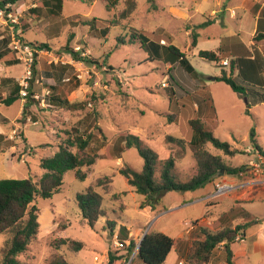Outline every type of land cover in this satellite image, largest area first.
<instances>
[{"label": "rangeland", "instance_id": "1", "mask_svg": "<svg viewBox=\"0 0 264 264\" xmlns=\"http://www.w3.org/2000/svg\"><path fill=\"white\" fill-rule=\"evenodd\" d=\"M181 2L187 0H136L133 14L125 0L118 2L111 11L106 8L105 0H61L62 9L58 15H50L38 0H22L7 6L11 16L17 18L14 33L29 43L46 44L47 47L37 53L36 74L29 81L28 91L37 95L38 100L30 99L24 117L20 114L21 103L24 105L26 100L19 98L10 106L0 105V133L3 136L0 139V179L38 181L44 173L39 167V159L52 156L66 138L65 132L73 127L81 134L91 133L90 146L98 150L95 163L84 169L87 175L84 181L76 179L74 171H68L59 192L50 199H36L39 233L27 251L19 256L20 261L50 264L55 257L62 256L69 264H107L108 255H113L119 257L114 264H143L135 258V250L127 258L128 245L116 249L115 238L127 244L133 240L136 245L144 233L158 232L174 239V248L163 264H186L187 249L193 241L203 239L202 230L213 233L246 224L244 240L237 236V242L231 246L234 262L264 264V157L248 147L249 133L254 129L264 152V102L252 100L254 97L261 99L259 94H253V98L248 94L241 96L224 83L211 80L222 71L229 75L231 60L223 58V61L210 63L199 58L193 47L188 49L192 37L184 36L182 31L178 33L176 28L182 30L189 23L173 21L167 6ZM146 9L151 18L149 21L140 13ZM31 10L38 13L35 15ZM122 11L128 12L129 17L120 20ZM93 19L115 20L118 24L111 26L106 38H96L90 33V27L82 24ZM200 19L196 17L193 22H200ZM11 26L8 13L0 14V37L9 44L3 49L10 48ZM128 27L151 38L164 33L171 35L173 45L186 56L197 78L188 76L176 65L173 54L165 53L168 56L166 63L175 65L165 69L163 56L150 61L138 45H120L117 39L130 33ZM97 28H102L101 24ZM216 42L201 40L198 50H211ZM260 44L256 42L254 46H260L264 53V43L263 46ZM224 61L228 62L227 66L222 64ZM238 71L235 67L234 81L249 92L255 89L243 82ZM24 75L23 64L7 67L0 63V80H7L0 86V97L6 98ZM187 96L192 98V103L182 102ZM206 96L212 103L205 100ZM62 99L71 103L85 102L86 106L70 111L59 106ZM181 102L192 105V111L179 115ZM194 104L199 107L198 112ZM173 114L174 120L170 122L169 116ZM195 118L205 122L217 139L243 152L230 158L210 144L206 146L211 154L221 156L227 165L244 166L243 177H239L244 179H238L235 190L212 200L208 206L193 202L204 192H212V183L193 192L196 195L167 192L153 209L140 208L143 198L127 184L119 170L129 166L139 172L143 160L136 148L122 151L117 159L116 151L123 145L121 136L136 135L142 146L156 153L161 162L173 157V173L185 181L196 163L186 144L177 145L169 138L190 140L192 132L187 122ZM158 174L159 168H156L154 177ZM219 176L216 180L228 178L223 173ZM234 176L237 175L230 178ZM89 187L95 188L103 197L102 207L106 212L93 228L83 221L76 203V196ZM189 197L193 199L192 205L182 204ZM175 206L181 208L175 209ZM120 230L127 233L128 239L121 236ZM187 230L189 233L185 234ZM138 231L140 235L135 237ZM60 238L79 242L82 249L74 251L67 246H57L55 241ZM5 243L6 237L0 235V251ZM212 264H226L221 245L214 251Z\"/></svg>", "mask_w": 264, "mask_h": 264}, {"label": "trees", "instance_id": "2", "mask_svg": "<svg viewBox=\"0 0 264 264\" xmlns=\"http://www.w3.org/2000/svg\"><path fill=\"white\" fill-rule=\"evenodd\" d=\"M22 0H0V10L7 14L10 9L7 6H13ZM106 8L108 11L114 10L120 0H105ZM39 5L46 7L50 15H58L61 13L62 4L61 0H38ZM126 3L131 7V0ZM33 14H37L31 10ZM128 12H122L119 19H125ZM82 24L88 25L90 33L93 37L106 38L111 26L118 24L115 20L107 21L101 19H93L90 22H83ZM102 28H97L98 25ZM203 24L201 27L205 26ZM125 28V27H123ZM130 33L124 38H118L120 45H138L148 56L150 61L159 60L168 52L173 54L182 68V70L190 77L197 78V73L187 61V58L172 44L162 45L161 38H151L141 32L128 27ZM194 36V35H192ZM21 41L28 45L42 50L47 47L46 44H33L25 41L21 36H18ZM194 38V37H193ZM167 39V38H166ZM6 40V46L9 45ZM264 41V33H259L253 38V42ZM196 40H192V45L195 46ZM71 54H76L69 50ZM253 60L250 59H234L230 63V74L227 75L224 71L221 72L219 77L214 80L216 82L224 83L230 88L231 91L241 96H246L249 91L246 87L238 85L232 75L234 68H239V75L244 82L249 85L259 86L264 90V59L255 50ZM197 56L210 63H217L225 56L220 53L217 54L212 51H199ZM109 55H106L108 58ZM261 62L262 65H257ZM0 63L7 67L21 64L14 56L10 48H5L0 51ZM36 63V62H35ZM106 63V60L105 62ZM112 69L111 66H107ZM263 68V69H262ZM33 74H36L33 68ZM2 85V81L0 86ZM18 84L13 85L10 94L2 99L0 97V105L10 106L15 101L19 100ZM33 94L28 95L23 109L21 112L22 117L26 114V109L30 105V99ZM260 102H264V92L261 94ZM211 102L210 97L206 96L205 100ZM192 103V98L187 96L182 99L183 101ZM181 102V103H182ZM212 103V102H211ZM61 108L70 111H76L86 106L85 102L71 103L67 99H62L59 102ZM179 109V114L182 115L188 110L192 111L193 106L182 103ZM248 113V112H247ZM174 114L169 116L170 122L174 120ZM3 121H6L3 119ZM188 128L192 132L190 140H169L177 145H185L188 147L192 158L196 165L190 173L187 180H180L174 175L173 169L175 159L169 157L164 162L159 161L158 155L149 149L142 146L141 140L133 134L127 133L121 136L123 145L117 149V159H120V153L124 150L136 148L140 158L143 160L142 170L137 172L129 166H124L119 170L127 184L140 195L143 200L140 208L150 207L153 209L158 205L161 198L167 192H194L204 188L207 184L212 183L221 173L223 175H238L244 170V166L231 167L227 165L221 156L211 154L207 149V144H210L213 149L220 151L226 157H234L242 151L232 148L226 142L217 139L214 134L208 130L205 123L201 119H191L188 122ZM96 130L101 132V129L95 125ZM66 138L59 144L57 151L50 157L39 159V167L43 170V174L38 181L31 178L28 179H0V235L6 237V243L0 251V264H27L19 260V256L24 254L29 245L34 241L39 233L38 214L39 211L34 205L37 198L50 199L52 196L59 192L63 185V176L68 171H74L76 179L84 181L87 177L84 172L85 168L92 166L98 158V150L91 148L90 143L92 139L91 133L86 135L81 134L78 128H71L65 132ZM249 145L255 154L264 157V152L258 144L256 139L255 130L251 129L249 133ZM3 136L0 134V139ZM159 168L158 177L155 178V170ZM111 180H109L110 182ZM99 187V182L97 183ZM76 203L83 221L91 228L106 216L103 209V197L93 187L86 189L84 193L76 196ZM246 224L237 226L234 229L222 228L213 233L202 230L203 239L193 241L185 254L186 264H212V257L215 249L221 245L224 250V260L226 264H236L234 262V255L231 246L237 242V236L241 240L245 237ZM120 234L124 239H128L127 233L120 230ZM55 243L60 246H67L74 251L82 249V244L71 239L60 238ZM139 246L135 253V258L143 264H163L174 248V239L169 236L158 233H146L144 237L138 240ZM56 246V245H55ZM135 242L129 241L127 246V258L129 259L135 250ZM134 255V254H133ZM119 257L108 255L107 264H114ZM134 259V258H133ZM50 264H69L62 256L55 257Z\"/></svg>", "mask_w": 264, "mask_h": 264}, {"label": "crops", "instance_id": "3", "mask_svg": "<svg viewBox=\"0 0 264 264\" xmlns=\"http://www.w3.org/2000/svg\"><path fill=\"white\" fill-rule=\"evenodd\" d=\"M126 1L127 0H125V2ZM131 2H132V5L130 8L132 9L131 13L133 14L136 12L135 10L136 0H131ZM175 4H169V3L167 4L170 17H172L173 21L175 22L189 23V25L187 24L186 27L183 28L182 30L180 28H176L177 32L181 33L182 31V33L184 32V36H188V37L191 36L192 40H196L195 46L192 45V42L188 46L189 50L193 47L195 50H197V54L199 51H212L217 54L222 53L225 56L224 57L225 60H234V59L253 60L255 56L254 52L256 50L260 54L262 59H264V53L262 52L261 47L260 46L255 47L254 45L256 42H253V38L257 34L264 33V0H187V2L185 3L181 2V3H175ZM140 13L144 14L143 16L146 21H149L151 19L149 17V10L147 9L141 10ZM128 17L129 16L127 14L126 18ZM196 17H200L202 20L200 19L201 20L200 22L194 23L193 20ZM203 24H206V25L201 27ZM217 26H220L219 30L215 31V28H217ZM160 29L162 28H159V30ZM161 38H163L161 40H164V41H161L162 45L164 46L168 44L173 45V38L171 35L164 33ZM2 39H3V36L0 37V51L3 50L4 46H6V40H2ZM201 40H206V41L216 40L217 42L214 45H212L211 48L213 49L211 50H198ZM260 43H261L260 45L263 46L262 43H264V41H260ZM163 59L165 61L164 63L165 69L174 68L173 66L175 65L173 64L169 65L168 63H166L168 56L164 54ZM221 60L223 61V59ZM173 62H176V65H179L177 58L176 60H173ZM214 79L215 78H212L211 80L215 81ZM1 81L2 83L7 82L5 78L1 79L0 83ZM244 83L248 86L246 82ZM253 88L255 89H251V91L248 92V95L252 98H253V94L261 95L264 92V90L259 86H254ZM252 100L258 101L260 99H257L254 97ZM22 107H23V104L21 103V112H22ZM194 107L195 109H197L195 111L198 112L199 107L196 106L195 104H194ZM248 147H250V145H248ZM231 176L233 175H227L226 177L228 178H225L224 180L215 179L212 182V186L214 187V184L217 182H222L225 184H229L231 186H236V182L238 181L239 177H243V173H240L237 176H234L235 178H230ZM243 179L244 178L239 179V180H243ZM249 181L250 179L248 178V182ZM203 189L204 188H202L201 190ZM185 193H189V192H185ZM211 193L212 192L210 191L204 192V194H202L200 199L197 197L193 203H196V202L204 203L206 204V206L211 205L212 204L210 200ZM191 195H196V194L193 193ZM189 198L187 199V201H185L182 204H185L186 206L192 205L191 202L193 199L191 197ZM176 208H181V207L175 206V209ZM171 211H173V209ZM189 229L192 230L193 227L190 226ZM188 230L185 231V234L189 233ZM139 235L140 234L138 231L135 237ZM180 235H182V237L184 236V234H180Z\"/></svg>", "mask_w": 264, "mask_h": 264}, {"label": "built area", "instance_id": "4", "mask_svg": "<svg viewBox=\"0 0 264 264\" xmlns=\"http://www.w3.org/2000/svg\"><path fill=\"white\" fill-rule=\"evenodd\" d=\"M2 13L4 12L0 10V14ZM8 17L10 19V22L12 23L10 49L13 52L15 58L25 66V75L23 79L17 83L18 86L20 87L19 97L22 99V101H24L27 99L29 95V91H28L29 81L31 80L33 75V68L35 67V62L37 57L36 55L40 50H38L35 47L28 46L21 41L18 35L14 33V29H15L14 25L17 23V18L12 17L10 12L8 13ZM76 51H79V48H77ZM227 61L222 62V64L224 66H227L228 65ZM77 78L80 79V76H77ZM65 81L68 82L69 79H66ZM163 86H165V84H163ZM31 98L38 100V96L35 94H33ZM235 187L236 186H231L229 184H225L222 182L215 183L213 187V191L210 195V200L212 201L221 198L222 196L235 190ZM115 239L116 240L114 241V245L116 249H123L125 248V245L129 244V243L127 244L125 241L117 240V237ZM138 246L139 243H137L135 246V253L138 249ZM178 264H183V263L179 262Z\"/></svg>", "mask_w": 264, "mask_h": 264}, {"label": "water", "instance_id": "5", "mask_svg": "<svg viewBox=\"0 0 264 264\" xmlns=\"http://www.w3.org/2000/svg\"><path fill=\"white\" fill-rule=\"evenodd\" d=\"M145 234H146V233L143 234L142 238L144 237Z\"/></svg>", "mask_w": 264, "mask_h": 264}]
</instances>
